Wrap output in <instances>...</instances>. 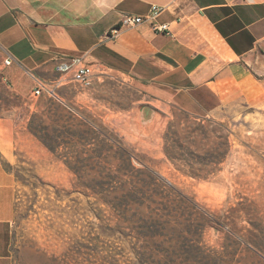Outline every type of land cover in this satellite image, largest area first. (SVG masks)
<instances>
[{
	"label": "rangeland",
	"instance_id": "1",
	"mask_svg": "<svg viewBox=\"0 0 264 264\" xmlns=\"http://www.w3.org/2000/svg\"><path fill=\"white\" fill-rule=\"evenodd\" d=\"M261 83L207 116L164 112L148 142L122 134L142 95L115 76L99 103L0 89V264H264Z\"/></svg>",
	"mask_w": 264,
	"mask_h": 264
},
{
	"label": "crops",
	"instance_id": "2",
	"mask_svg": "<svg viewBox=\"0 0 264 264\" xmlns=\"http://www.w3.org/2000/svg\"><path fill=\"white\" fill-rule=\"evenodd\" d=\"M151 21L112 28L123 14ZM78 55L92 69L81 86L55 71L59 58ZM264 55V0H0V89H34L37 79L60 104L99 103L115 76L163 112L211 114L236 98L257 99L262 77L253 68ZM7 56L12 62L5 63ZM257 59V60H256ZM11 115H0L9 125ZM11 174L0 160V222L12 211Z\"/></svg>",
	"mask_w": 264,
	"mask_h": 264
},
{
	"label": "built area",
	"instance_id": "3",
	"mask_svg": "<svg viewBox=\"0 0 264 264\" xmlns=\"http://www.w3.org/2000/svg\"><path fill=\"white\" fill-rule=\"evenodd\" d=\"M163 8L158 5H151L149 13L146 15L128 14L125 13L121 16L119 24L112 28V33L116 34L120 28L133 26L144 21H151L152 28L156 31L168 32L166 23H155L154 19L162 12ZM12 62V57L7 56L5 63L9 64ZM55 71L59 73H70L71 78L81 86H89L91 84L92 69L82 61V57L78 55H71L59 58L55 65ZM44 88L42 81L37 79L36 87L33 89V93L38 95Z\"/></svg>",
	"mask_w": 264,
	"mask_h": 264
},
{
	"label": "water",
	"instance_id": "4",
	"mask_svg": "<svg viewBox=\"0 0 264 264\" xmlns=\"http://www.w3.org/2000/svg\"><path fill=\"white\" fill-rule=\"evenodd\" d=\"M258 59V60H257ZM253 68H258L259 72L264 71V55H259ZM127 124L122 126L121 132L125 137L133 140H143L148 142L160 127L165 118L163 111L159 110L150 103H138L134 110L127 116ZM126 118V119H127Z\"/></svg>",
	"mask_w": 264,
	"mask_h": 264
},
{
	"label": "trees",
	"instance_id": "5",
	"mask_svg": "<svg viewBox=\"0 0 264 264\" xmlns=\"http://www.w3.org/2000/svg\"><path fill=\"white\" fill-rule=\"evenodd\" d=\"M28 128H29V126H28ZM29 131L34 135V136H36L37 137V134L35 133V131H33L31 128H29ZM39 140H41V139H39ZM44 144H45V146L47 147V148H49L50 150H52L53 151V148L47 143V142H45V141H43V140H41ZM116 145L118 146V147H120L122 150H124L125 151V153L129 156V155H131V153L129 152V151H126L118 142L116 143Z\"/></svg>",
	"mask_w": 264,
	"mask_h": 264
}]
</instances>
